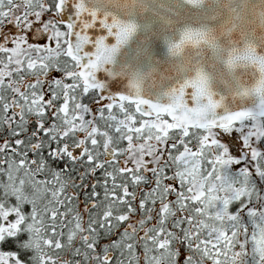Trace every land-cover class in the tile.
<instances>
[{
    "label": "snow or ice",
    "instance_id": "obj_1",
    "mask_svg": "<svg viewBox=\"0 0 264 264\" xmlns=\"http://www.w3.org/2000/svg\"><path fill=\"white\" fill-rule=\"evenodd\" d=\"M0 264H264V0H0Z\"/></svg>",
    "mask_w": 264,
    "mask_h": 264
}]
</instances>
